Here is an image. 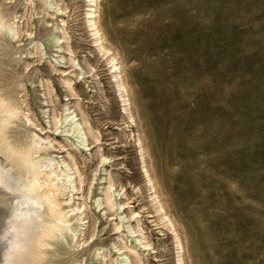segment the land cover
Returning <instances> with one entry per match:
<instances>
[{"label": "rangeland", "instance_id": "1", "mask_svg": "<svg viewBox=\"0 0 264 264\" xmlns=\"http://www.w3.org/2000/svg\"><path fill=\"white\" fill-rule=\"evenodd\" d=\"M0 2L24 14L18 24L23 32L19 47L0 55L4 77L15 86L25 82L26 74L34 73L52 88L51 99L41 95L47 90L37 83L21 92L22 107L29 108L30 118L38 123L29 128L42 138L49 135L70 145L67 149L85 175L82 192L86 197L89 179L94 169L101 170L99 157L103 155L110 158L103 168L112 172L114 188H123L116 201L128 204L111 216L112 211L103 207L95 209L97 177L105 173L98 171L94 177L90 199L85 200L89 220L85 234L95 227L88 246L104 250H98L93 264H110L109 259L118 258L123 242L137 247L144 264L176 263L172 235L155 225L160 222L150 203L136 141L130 136L137 133L157 195L182 241L184 263L264 264V0H99L98 24L106 43L117 53L136 123L128 128L109 67L91 47L85 31L84 0H61L66 8L61 18L75 51L71 56L80 68L85 66L84 71L88 69L84 62L93 70L72 79L78 97L66 96L62 80L71 78L66 73L72 69L68 61L56 57L63 52L46 49L44 55L24 57L34 52L28 34L37 39L42 21L53 23L44 16L36 24L37 18L29 15L38 11L39 2L34 0L30 6L28 0ZM17 49L22 53L19 61H15ZM25 63L30 65L23 71ZM79 67L74 73L80 74ZM63 70L65 76L60 73ZM33 88L40 91L33 94ZM48 98L51 102L43 101ZM76 103L99 131V140L87 150L77 147L73 138L51 131V110L58 115L64 106L71 111ZM55 153L66 156L65 150ZM131 212L138 217H131ZM137 220L154 249L143 251L139 235L129 232ZM116 224L121 225L119 230Z\"/></svg>", "mask_w": 264, "mask_h": 264}, {"label": "bare ground", "instance_id": "2", "mask_svg": "<svg viewBox=\"0 0 264 264\" xmlns=\"http://www.w3.org/2000/svg\"><path fill=\"white\" fill-rule=\"evenodd\" d=\"M37 1L39 2L38 11H33V13L29 12V15L37 18L36 24L41 22L44 16H49L53 23L48 25V22L45 20L42 21L43 31L37 39L31 37V32L28 34V44L31 45L34 52L28 51L25 53L24 57L34 54H38L39 56L44 55L46 49L49 53L54 52V50L63 52V54L60 53V55L56 53V57H58L59 61H68V64L70 63L69 68L72 70L67 71V73L65 71L66 69L60 72L64 74V76L66 74L71 75L69 79L64 78L62 83L68 90V95L66 96L76 97L77 94L73 89L74 87H72V79L75 80L79 76H83L93 70L88 63L84 62L88 68V71H84L85 66L84 69L80 68L78 62L71 56L75 51L72 50L69 43L71 35L69 36L66 31V21L61 18L62 15L66 13V8L61 6V4H63L61 0ZM27 3L29 6L33 5L34 0H28ZM84 3L85 9L82 13L83 24L90 38L91 47L96 50L97 55L101 57L100 59H103L109 67L111 83H113L119 102H121L122 113L125 114L128 119L126 127H136L135 120L131 113L128 90L122 76L117 53L112 51L109 47L110 44H107L108 42L106 43L107 40L105 41L98 24L100 12L99 0H84ZM26 5L25 3V6ZM6 6L7 3L0 2V55L2 52L8 53L16 47H19L17 44L20 41L19 38L22 32V27L20 28L19 26V20L24 17V14L19 15L17 14L18 12L16 13L13 10H9ZM50 10L52 11L51 13L49 12ZM59 17L61 19L57 22L56 19ZM23 22L25 23V21ZM23 26L26 27V25ZM18 49L15 51L18 52V57L15 61H19L22 58V53H19ZM66 53L69 54L67 59L64 58V55H67ZM2 65L3 61L0 59V204L6 205L0 206V264H93L98 255H100L98 250L104 249L88 246L89 240H92L95 235L96 228L92 227V230H89L90 232L86 236L85 229L89 220L88 216L85 214V200L90 199L89 194H91V186L98 171L105 174L101 177L100 175L97 177L100 181V187L98 189L99 195L94 197L93 204L95 205V209L99 210L103 207V209L107 211H112L111 216H116L117 212L123 210L128 204L125 201H116L117 197L120 198V196L123 195V193H119L123 188L116 190L111 176L112 172L109 173L103 168V164L107 163L110 158L104 155L99 157L101 158L99 163L101 170L98 169V167L94 169L93 178L91 180L89 179L87 184L88 195L86 197L82 192L83 183L86 182L85 175L82 174L78 165L79 162H77L74 154L67 149L70 145L60 144L59 140L57 141L55 138H50L49 135L45 136V138L37 135L29 126L36 127L38 123L35 124L33 122L35 119L30 118L28 112L29 108L27 107L28 110L26 111L22 107L25 98L23 99L21 92L25 91L27 85L33 87L37 83L39 87L46 88V93L41 92V95L44 97L48 95L51 99L50 89L52 88L48 87L49 81L46 80L44 82V79H39L34 73H30L24 76L25 82H19L17 85L13 86L10 84L9 78L4 77L1 69ZM29 65L30 64L25 63L23 66H20L23 71H26ZM75 67L80 68V74L74 73ZM53 71L56 70L53 69ZM2 82L6 84H2ZM5 85H9L10 87H5ZM13 87H15V89H11ZM4 90L5 92H2ZM36 91L40 90L34 88L31 90L33 94H35ZM50 99L48 101L46 99L43 101L48 103L51 102ZM69 110L70 108L64 106L62 112L59 114L57 113L58 115L55 114L54 109L51 110V131L55 134L59 132L64 134L63 137L65 139H67V137L73 138L77 147H83L87 150L89 145L99 140V131L96 127L92 126L87 114L81 109L78 103L74 105L73 110ZM76 110L79 114L76 113ZM39 111L42 114L46 112L43 111L41 106H39ZM130 136L136 141L140 156V158H138L141 161L140 169L142 170L146 179V184L150 190V203L154 210V214L157 215V219L160 222L155 225H161L172 235L171 237L173 238L175 250V264H185L182 241L171 217L166 212L157 195L155 184L146 168L144 148L139 134H130ZM89 138L92 141H89ZM55 142L58 146L54 145ZM56 150H65L66 156L56 155ZM97 153L100 154L99 151ZM97 162H99V160H97ZM82 163L83 162H81V164ZM90 172L89 175H91ZM131 215H136L138 217V214H135V212H131L130 216ZM128 218L129 214L128 217L126 215L123 217V219ZM136 222V226L130 228L129 232L139 235L138 242L141 244L143 251L154 249L151 248V243L143 234V229L140 226L141 222L140 224L138 220ZM156 227L160 228L159 226ZM120 228L121 225H115L116 230ZM141 241L143 242L141 243ZM121 244V246H119L120 248L117 250V252H120L118 258L109 259L110 264L114 262L117 264H144L136 246L128 245V242H123ZM111 245L114 246L115 244L112 243ZM103 264H107V262H103Z\"/></svg>", "mask_w": 264, "mask_h": 264}, {"label": "snow or ice", "instance_id": "3", "mask_svg": "<svg viewBox=\"0 0 264 264\" xmlns=\"http://www.w3.org/2000/svg\"><path fill=\"white\" fill-rule=\"evenodd\" d=\"M0 206H6V205L0 204Z\"/></svg>", "mask_w": 264, "mask_h": 264}]
</instances>
